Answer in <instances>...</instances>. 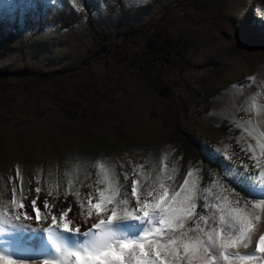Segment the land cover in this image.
Masks as SVG:
<instances>
[{
    "label": "rangeland",
    "instance_id": "1",
    "mask_svg": "<svg viewBox=\"0 0 264 264\" xmlns=\"http://www.w3.org/2000/svg\"><path fill=\"white\" fill-rule=\"evenodd\" d=\"M262 19L264 0H0V209L39 230L5 233L0 251L19 260V247L46 243L69 205L86 228L75 193L98 196L112 176L134 203V179L178 188L194 170L216 204L243 207L203 160L255 164L249 145L264 159V41H252ZM13 199H36L40 218Z\"/></svg>",
    "mask_w": 264,
    "mask_h": 264
},
{
    "label": "snow or ice",
    "instance_id": "2",
    "mask_svg": "<svg viewBox=\"0 0 264 264\" xmlns=\"http://www.w3.org/2000/svg\"><path fill=\"white\" fill-rule=\"evenodd\" d=\"M258 144L260 157H264V141L258 140ZM242 151L246 154L251 151L249 159L255 160V164L230 167L224 173L225 179L230 184L239 180L252 192L259 193V197H250L259 202L250 206L245 202L241 207L238 200L218 197L223 201L213 206L221 211L218 222L213 218L214 222L209 223L206 215L209 203L199 195L205 190L199 187V177L192 179L194 170L187 173L188 178L178 188L165 186L161 181L158 188L153 183L142 189L134 179L130 193L134 203L112 176L110 189L99 190L98 196L88 193L87 200L81 201V194L76 191L86 228L82 230L79 221L69 218V205L61 209L62 223L52 215L50 226L43 229L47 234L46 243L19 247V260L10 252L0 251V264H26L28 260L35 264L40 259L42 264H264V159L256 157L251 145ZM229 173L233 174L232 179ZM124 175L127 180L128 174ZM12 191L15 194V187ZM35 191L38 196L40 188ZM11 203L17 208L34 210L37 220L40 218L41 208L37 207L36 199L27 205L15 199ZM43 206L47 208V201ZM24 216L30 218L27 212ZM20 220V215H9L0 209V236L23 229L33 233L30 238L37 237L39 230ZM129 221L138 223L130 228L123 226ZM118 222L121 228L115 227ZM3 225L9 227L6 229ZM3 243L18 242L5 240Z\"/></svg>",
    "mask_w": 264,
    "mask_h": 264
},
{
    "label": "trees",
    "instance_id": "3",
    "mask_svg": "<svg viewBox=\"0 0 264 264\" xmlns=\"http://www.w3.org/2000/svg\"><path fill=\"white\" fill-rule=\"evenodd\" d=\"M115 1L119 4L122 3V0H115ZM58 17L61 23L65 26H72L73 24H75L77 20L76 14H74L73 12L65 11V10L58 12ZM138 34L144 35V33L141 30L138 31ZM252 41L260 43L264 41V36L262 35L261 32L256 31V33H254V35L252 36ZM151 42H152V38L151 36H148L146 43L151 44ZM132 44H134L135 46H139V43L136 40H133ZM130 46H131L130 43L127 42V44H125L124 47L126 48V50H128ZM187 142L189 144H193L190 139H187ZM203 162H204L203 167L209 166L210 168H216L218 172H223V173L225 172V169L227 167L229 166L231 167V165L229 164L225 165L222 161L217 160V159L209 160L207 163H206V160H203ZM232 177L233 176L229 177V179H232ZM226 180L228 181V179ZM228 186L236 197H238L243 203L248 202L249 206L251 205V203L259 201L258 199L251 200L250 197H259L260 194L256 192H252L249 187L241 184L239 181L237 182L236 180H233V183L231 184L228 182ZM199 195L201 197H206L208 200L209 209L206 215L209 217V223H213L214 221L218 222L221 211L219 208L213 207L217 203L216 200L213 198V196L207 193L200 192ZM201 202L202 200L198 201V203H201ZM213 218H214V221H213Z\"/></svg>",
    "mask_w": 264,
    "mask_h": 264
}]
</instances>
